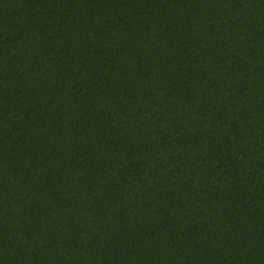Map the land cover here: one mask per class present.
<instances>
[{
    "label": "trees",
    "instance_id": "obj_1",
    "mask_svg": "<svg viewBox=\"0 0 264 264\" xmlns=\"http://www.w3.org/2000/svg\"><path fill=\"white\" fill-rule=\"evenodd\" d=\"M0 264H264V0H0Z\"/></svg>",
    "mask_w": 264,
    "mask_h": 264
}]
</instances>
